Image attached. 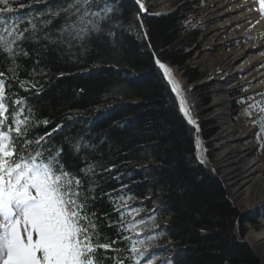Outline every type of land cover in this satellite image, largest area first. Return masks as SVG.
<instances>
[{
	"label": "trees",
	"instance_id": "trees-1",
	"mask_svg": "<svg viewBox=\"0 0 264 264\" xmlns=\"http://www.w3.org/2000/svg\"><path fill=\"white\" fill-rule=\"evenodd\" d=\"M111 2L116 5L110 28L114 37L105 35L94 40L88 52L82 54L73 48L66 55L53 51L46 41L25 42L22 47L29 56L17 60L21 65L19 78L39 80L45 91L37 98L9 81L10 91L29 98L37 119L51 121L49 128L69 114L74 117L52 141L54 146L63 143L62 162L67 170L79 175L86 163L97 161L104 167L111 162L120 166L122 182L138 197L132 207L156 209L155 213L142 212L137 219L156 216L159 227L139 238L157 236L153 241L159 257L157 264H256L249 245L237 235L238 231L244 234L245 221L238 220L239 213L214 171L195 159L196 136L207 138L214 127L202 122L197 133L187 123L171 86L155 64V58H159L183 65L192 56V42L198 32L185 21L189 22L194 7L185 2L161 15L145 14L149 47L126 30L131 14L139 9L135 0ZM35 8L43 10L41 5ZM8 64L0 56V70H6ZM34 67L37 73L45 69L47 75L31 76ZM61 72L65 73L63 77L59 76ZM186 75L191 81L199 78V68L188 65ZM97 109L102 111L97 113ZM45 130L41 126L31 135H42ZM77 140L94 148L74 154L69 142ZM96 180L100 187L90 210L96 211L98 217L107 214L110 220L117 221L118 214L101 193L118 188L119 182L107 173H101ZM100 223L104 225L102 233L116 237L115 227L108 228L106 220Z\"/></svg>",
	"mask_w": 264,
	"mask_h": 264
},
{
	"label": "snow or ice",
	"instance_id": "snow-or-ice-1",
	"mask_svg": "<svg viewBox=\"0 0 264 264\" xmlns=\"http://www.w3.org/2000/svg\"><path fill=\"white\" fill-rule=\"evenodd\" d=\"M135 2L140 13L147 11L144 0ZM17 4L18 7H14ZM36 5L43 6V10L37 11ZM259 8L264 13V0H259ZM22 9L27 11L22 13ZM115 10L116 5L111 0H63L56 5L52 0H29L28 3L0 0V56L9 61L6 70H0V264H157L159 260L153 244L157 236L139 238L159 227L155 214L137 219L142 212L155 213L156 209L132 207L138 197L122 182L120 166L111 162L104 167L97 161L86 163L79 169V175L67 170L62 162L63 143L54 146L52 141L74 117L69 114L49 128L51 121L37 119L29 98L10 91L12 83L9 81L37 98L45 91L39 80L19 78L21 65L17 60L29 56L22 44L46 41L61 55L71 53L73 48L83 54L90 50L94 40H101L105 35L115 36L110 31ZM58 20L60 23L56 25ZM144 35L147 38V33ZM153 55L155 57V53ZM155 64L171 86L180 113L199 133L173 70L159 58H155ZM38 74L44 76L47 72L41 69L37 73L34 67L30 75ZM64 75L59 73L60 77ZM254 110L264 113V106L257 101L250 104L245 113L251 116ZM101 111L97 109V113ZM253 123L260 125L259 140L264 134V117ZM41 126L47 129L42 135H31ZM69 143L74 154L94 148L79 140ZM195 146L200 163H207L204 155L207 150L199 135ZM98 168L100 172L96 171ZM114 172L116 174L112 175ZM101 173L119 182L118 188L101 193L108 197L112 211L118 214L117 221L110 220L107 214L98 217L96 211L90 210L97 200L95 193L100 185L96 177ZM101 220L108 221V228H116L115 238L102 233ZM121 244L124 247L118 246Z\"/></svg>",
	"mask_w": 264,
	"mask_h": 264
},
{
	"label": "bare ground",
	"instance_id": "bare-ground-1",
	"mask_svg": "<svg viewBox=\"0 0 264 264\" xmlns=\"http://www.w3.org/2000/svg\"><path fill=\"white\" fill-rule=\"evenodd\" d=\"M170 2L171 0H144L146 8L152 6L161 11ZM206 3L201 16L205 25L203 46L211 62V75L216 80L212 115L220 123L214 134V145L219 149L214 165L222 169L221 178L230 200L236 206L245 211L262 210L260 212L264 214V174L262 165L252 155L255 144L240 142V134L228 112L230 90L234 86L231 80L235 74L240 73L241 81L245 84L253 83L252 91L264 90V15L256 0H206ZM133 19L134 22L131 27L127 26L128 29L138 32L137 35L144 38L142 14L134 15ZM232 40H236V43L226 48ZM169 67L175 73L190 104L193 84L183 77L182 68L174 65ZM193 118L195 119L194 116ZM247 128V131H252L255 135L257 129L254 124ZM257 221L255 226L258 225ZM260 221L261 227L249 228L244 238L258 255L259 264H264V216Z\"/></svg>",
	"mask_w": 264,
	"mask_h": 264
},
{
	"label": "rangeland",
	"instance_id": "rangeland-1",
	"mask_svg": "<svg viewBox=\"0 0 264 264\" xmlns=\"http://www.w3.org/2000/svg\"><path fill=\"white\" fill-rule=\"evenodd\" d=\"M185 2L190 3L195 9L194 13L190 17L189 26L191 29H195L198 32L197 37L192 42V48L195 49L196 51L193 54V56L188 60V63L186 62L187 63L186 65H175V66L183 69V73H184L183 77L190 83L191 80H189V78H187L186 75L187 66L193 65L199 68L200 71L199 78L192 80L191 83L193 84V87L190 95V101H191L190 107H191V111L194 112L193 116L195 117L197 123L199 124L200 130H201L202 122H205L204 124L208 123L210 125H213L216 128L215 131H213L214 133L212 132L211 135L208 136L207 138H202V136L199 137L203 142V148L207 150L204 153L207 162L212 163V161H214V163H216V155L219 152V149L214 145V140H215L214 134L218 131L220 127V123L219 120L214 118L212 115L213 113L212 99H214L213 88L215 86L216 80H214L215 78H213L211 75L212 74L210 70L211 62L203 46V41H204L203 32L205 25L201 21V16L207 6L206 0H171L168 7L164 11L165 12L172 11ZM257 3L259 4V0H257ZM150 8L151 7H149L148 9ZM133 17L134 15H132L130 18L131 20L130 25H132L131 23L134 22ZM235 41L236 40L230 41L229 44L227 43L228 46L225 47L229 48V46H232L234 43H236ZM174 77H176V75H174ZM232 79L233 80H231V82L232 81L234 82L233 83L234 86L231 88L229 95L231 97L230 105H229L230 107L228 111L229 115L236 126V131L238 132V134H240V138H241L240 142L244 144L257 143V145L252 150V155L255 156V158L262 165L263 167L262 172L264 174V147H261V145L264 144V134H262L260 139L258 140L257 133L259 132L260 125L253 123V121L260 120L261 117H264V113H260L258 110H254L251 116L245 113V110L248 109V106L257 101L260 102V106H264V95H261L262 93H264V90L258 89L252 91L251 85L253 83L245 84L244 82H242L240 73L235 74V76H233ZM245 89H247V91H245ZM249 97H252V99H249ZM249 124H254L255 129H257L255 135H253L252 131H247L248 129L247 127L249 126ZM196 153H197V149H196ZM216 169H217L216 170L217 174L221 175L222 169L219 166ZM226 196L228 199L229 196L227 192H226ZM230 204L235 206L236 208L235 210L239 214L241 215L243 214L241 216L243 221L246 220L243 223L245 232L244 234L241 235L242 238H244L249 228L252 227L255 229H259L261 227L262 223L259 220L261 217L255 214L257 211L252 212L251 209H248L249 211L241 210L231 200H230ZM251 214L252 216H250ZM254 219H257L258 221ZM256 221L258 222L257 226L254 225L256 224L255 223ZM254 254L257 257L255 263L259 264L258 255L255 252Z\"/></svg>",
	"mask_w": 264,
	"mask_h": 264
},
{
	"label": "water",
	"instance_id": "water-1",
	"mask_svg": "<svg viewBox=\"0 0 264 264\" xmlns=\"http://www.w3.org/2000/svg\"><path fill=\"white\" fill-rule=\"evenodd\" d=\"M138 13L139 14H144V13H146V12H143V13H140L139 11L136 13L137 15H138ZM142 28H143V32H144V34L145 33H147V31H146V29H145V26H144V23L142 22ZM133 33V32H132ZM135 34V33H134ZM136 35V34H135ZM145 36V35H144ZM140 39H142V38H140ZM137 40H139V39H137ZM144 40H145V42H148V35H147V38H145L144 37ZM225 186V185H224ZM225 189H226V187H225ZM227 191V190H226ZM228 200H229V198H228ZM229 202H230V200H229ZM232 207L234 208V209H236L235 208V206H233L232 205ZM243 215V214H242ZM241 214H239L238 215V219H240L241 218V216H242ZM244 240V239H243ZM247 244H248V242L246 241V240H244ZM249 245V244H248ZM249 247H250V249H251V251L253 252L254 250L252 249V247L249 245ZM253 255H254V258H255V260L257 259V257L255 256V254H254V252H253Z\"/></svg>",
	"mask_w": 264,
	"mask_h": 264
}]
</instances>
